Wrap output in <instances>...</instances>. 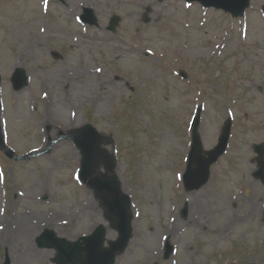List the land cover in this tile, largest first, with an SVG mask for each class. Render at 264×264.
Listing matches in <instances>:
<instances>
[{"label":"rangeland","instance_id":"obj_1","mask_svg":"<svg viewBox=\"0 0 264 264\" xmlns=\"http://www.w3.org/2000/svg\"><path fill=\"white\" fill-rule=\"evenodd\" d=\"M263 5L249 0L243 16L232 18L183 0H0V131L22 159L0 152V264H56L55 249L35 244L46 229L74 242L102 225L103 247L116 241L111 197H97L77 177L81 156L66 133L85 124L114 161L101 162L95 176L117 179L130 199L131 237L114 264H264L263 215L222 230L254 191L264 197L252 150L264 143V89L246 92L251 78L264 85ZM83 9L92 10L96 26L80 22ZM112 15L120 18L115 33L107 31ZM15 68L28 78L18 92L10 82ZM197 108L205 151L228 118L232 129L208 183L187 192L181 178ZM23 224L38 231L29 243L17 233ZM166 242L174 250L164 260ZM21 247L40 254L26 262Z\"/></svg>","mask_w":264,"mask_h":264},{"label":"water","instance_id":"obj_2","mask_svg":"<svg viewBox=\"0 0 264 264\" xmlns=\"http://www.w3.org/2000/svg\"><path fill=\"white\" fill-rule=\"evenodd\" d=\"M163 1V0H159ZM186 2H198L204 8H214L230 13L232 17L242 16L249 4V0H185ZM264 13V6H263ZM80 19L83 23L90 26L97 24L96 19L90 9H84ZM119 22L117 16H112L109 20L107 31L115 32ZM146 20L144 23H147ZM53 57L58 60L61 56L53 53ZM181 77L186 78V74L181 72ZM11 85L14 91H19L27 86V77L21 69L15 70L11 77ZM200 109L197 111L192 125L191 148L188 155L187 168L183 176L184 187L188 191L197 190L204 186L210 176V166L214 164L225 152L231 129V120L224 123V127L218 138L217 145L210 151H203L200 137L198 135ZM78 134L74 138V143L80 151L81 169L79 179L92 186L98 197H111L107 202L108 220L114 223V228L118 233V239L111 242L108 248H103L105 230L99 226L88 236L81 238L76 242H68L64 239L56 238L52 231L46 230L39 240L38 246L41 248L52 247L57 250V262L59 264H114L115 256L122 253L131 237V212L130 202L127 196L120 195L118 181L115 178L95 176L98 164L104 162L109 166L114 165L111 156L101 148V136L90 125L72 131L70 134ZM0 147L5 149L8 156L12 152L7 149L0 135ZM253 152L256 154L255 163L257 171L254 174L255 179L264 183V144L255 145ZM185 213V212H184ZM43 241V242H41ZM80 241L83 243L80 244ZM163 259L167 260L173 247L166 243L164 247ZM4 264H9L6 258Z\"/></svg>","mask_w":264,"mask_h":264},{"label":"bare ground","instance_id":"obj_3","mask_svg":"<svg viewBox=\"0 0 264 264\" xmlns=\"http://www.w3.org/2000/svg\"><path fill=\"white\" fill-rule=\"evenodd\" d=\"M129 25H133V22L130 21ZM63 30L64 31L66 30V31L70 32L71 28H67V29H63ZM74 41L77 42V39L74 38ZM95 41L96 40L93 38L92 40L88 41L89 44H87L86 46L90 47V45H94ZM120 44H121V47L123 49V53H128L129 51L126 48L127 47L126 43L122 40L120 42ZM259 49H260V47H259ZM19 55H21V54L19 53ZM17 63H18V61L16 59L14 61L13 66L10 67L9 71H11L13 69V67L16 66ZM258 65L259 66H264V63L260 62V63H258ZM17 69H20V68H15L13 70L12 74ZM21 70H23V69H21ZM145 75H146V77L150 76L149 72L146 71V70H145ZM102 85H104V83H100V86H102ZM263 89H264V85L262 84V81L254 77V78L250 79L249 84L246 87V92H247V94L252 95V96H259V95H262V90ZM15 92H18V91H15ZM103 95L105 96L106 94L103 93ZM44 122L45 123L47 122L46 118H44ZM67 123H69V124L75 123L76 124V118L74 120H72V121H67ZM66 134L69 135L70 133H66ZM73 138H71V140ZM162 138H169V133L167 131H164L162 133ZM101 144H102V142H101ZM96 172H97V170H96ZM96 172H95V174H96ZM183 188L185 189L184 183H183ZM199 189H197V190H199ZM185 191L193 192V191H196V190L188 191V190L185 189ZM191 194L197 200L203 199V198H200L202 195L195 196L194 193H191ZM202 194H203V192H202ZM231 201H232V199L228 198L227 201H225V204L228 206ZM90 203H91V200H90ZM247 203H249V207L246 205ZM88 205H89V203H88ZM259 205L260 206L264 205V197H262V195H259L256 191H254V193L251 195V199L247 200L245 203L242 204V209L244 210V213L243 214L237 213L236 215H234L233 219L229 223L223 225L222 230H225L227 228H230L231 231H232V229L233 230H238L241 226H246L248 224L249 219L250 220L254 219L255 217H257L259 215H263L264 216V207L261 208V207H259ZM90 206H93L92 203L90 204ZM98 207H99V205H98ZM99 210H100V207H99ZM101 212H102V209H101ZM221 214H222V217H225V215L223 213H221V212L218 213V216L221 215ZM18 220H22L24 222H29L30 219L27 216H23V217H19ZM180 226H181V221H179L178 219H176L174 221V223H172V229L168 233L170 235V238H172V239L175 238V236L177 234L176 229L179 228ZM22 228L23 229L26 228V230H23ZM222 230L220 232H222ZM17 233L22 234L21 235V239L23 238V242H25L27 240V243H29L30 240L32 239V237L37 235L38 231H36L35 229L32 230L30 227H28V225H24L23 224V226L20 228V231H18ZM7 235H8V233L5 234L4 237L7 238ZM221 235H223V233ZM166 243H168V242H166ZM3 245H6V244H3ZM32 248H29L27 250H23L22 247H21V249H20L21 251L19 252V254H21L23 259L26 260V262L31 261L30 260L31 258H34L36 255L40 254V253L36 252L34 249H32ZM13 249H16V248H13ZM164 252H165V250H163V253ZM56 264H59V263H56Z\"/></svg>","mask_w":264,"mask_h":264},{"label":"flooded vegetation","instance_id":"obj_4","mask_svg":"<svg viewBox=\"0 0 264 264\" xmlns=\"http://www.w3.org/2000/svg\"><path fill=\"white\" fill-rule=\"evenodd\" d=\"M9 161L11 160V159H8ZM4 162V161H3ZM5 235V234H4ZM4 235L2 236V239L4 240V241H6V240H8L7 238H5L4 237ZM6 251V250H5Z\"/></svg>","mask_w":264,"mask_h":264}]
</instances>
